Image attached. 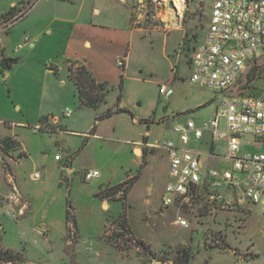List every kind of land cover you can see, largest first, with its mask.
<instances>
[{"label": "rangeland", "instance_id": "obj_1", "mask_svg": "<svg viewBox=\"0 0 264 264\" xmlns=\"http://www.w3.org/2000/svg\"><path fill=\"white\" fill-rule=\"evenodd\" d=\"M125 1L75 0L65 6L64 16L62 0H24L22 10L29 13L12 30L30 22V35L8 43V33L1 34L8 50L24 56V62L6 70L9 76L0 72V136L17 135L15 159L25 160L8 170L0 144V264H236L238 254L254 264L256 252V264H264L262 210L254 215L196 211L190 217L192 228L184 230L172 225L179 212L160 209L168 182L166 152L147 149L144 164L133 160L134 140L150 132V143L161 142L175 124L189 119L203 123L217 110L215 91L187 84L189 58L204 40L214 0H184L179 29L168 27L174 8L161 12L147 1ZM81 6L85 19L76 21ZM94 7L112 16L93 18ZM128 11H133L131 25ZM52 22L55 33L48 35ZM31 42L35 47L30 50ZM127 54L124 70L118 61ZM70 62L79 64L70 66L77 70L70 75L86 70L80 64H87L107 84L105 102L97 109L82 105L69 75ZM170 80L174 95L166 100L159 88ZM263 86L259 82L258 88ZM67 109L70 118L63 116ZM44 115L68 132L40 130ZM94 133L98 136L89 135ZM94 170L101 177L86 182L84 173ZM121 181L98 196L102 182ZM14 187L23 196L15 207L6 199ZM103 200L110 204L107 211Z\"/></svg>", "mask_w": 264, "mask_h": 264}, {"label": "built area", "instance_id": "obj_2", "mask_svg": "<svg viewBox=\"0 0 264 264\" xmlns=\"http://www.w3.org/2000/svg\"><path fill=\"white\" fill-rule=\"evenodd\" d=\"M142 1L161 12L173 2ZM17 11L0 18V37L29 13L22 7ZM168 23L176 28L180 21ZM2 56L0 41V64ZM188 65V86L215 91L219 104L206 122L177 123L170 131L175 138L145 143L147 149L164 150L169 161L160 209L179 212L175 224L184 230L192 228L190 217L196 211L254 215L260 209L264 214V86L258 88L264 82V0H214L204 40L193 50ZM118 67L125 69L126 59L119 60ZM159 90L166 100L174 95L172 81L160 84ZM71 115L70 109L63 113L65 118ZM44 125L40 130L59 129V125ZM38 177L35 173L34 179ZM99 177V171L84 173L86 182ZM236 260V264L248 263L245 254H238Z\"/></svg>", "mask_w": 264, "mask_h": 264}, {"label": "crops", "instance_id": "obj_3", "mask_svg": "<svg viewBox=\"0 0 264 264\" xmlns=\"http://www.w3.org/2000/svg\"><path fill=\"white\" fill-rule=\"evenodd\" d=\"M23 1L24 0H0V18L2 17V16H4V15H9V14H11V13H15L20 7H21V5L23 6ZM51 1H53V0H46V2H51ZM62 1H64L63 3L65 4L64 6H63V15L64 16H66L67 14L65 13V6L66 5H69V4H72V5H74L75 3H74V1L75 0H68V1H66V0H62ZM66 1V2H65ZM71 1V2H70ZM121 2H123L124 4H126L125 2V0H120ZM60 2V1H59ZM74 3V4H73ZM132 12L133 11H128V19L126 20L128 23H130V25H131V14H132ZM83 14H84V7L83 6H81V8H80V10H79V12H78V14H77V16H76V18H75V20L76 21H79L80 20V18H82V16H83ZM91 15H92V17L93 18H95V17H97V18H100V17H102V15L104 16V17H106V16H109V15H111L112 16V14L110 13V12H108V11H102L101 9H99V8H93L92 10H91ZM130 17V18H129ZM68 18V17H67ZM82 19H85V18H82ZM58 20H61V19H58ZM62 20H65V19H62ZM68 21H67V23H70L71 21H72V18L71 17H69L68 19H67ZM178 21H180V19L178 20ZM53 22H54V20H53ZM53 22L52 23H49L48 24V27L46 28V33L48 34V35H52V34H54L55 33V31L54 30H52V29H50V27L52 26V24H53ZM167 22H172V20L169 18V15H168V18H167ZM93 24V23H92ZM181 24V23H180ZM168 27H171L170 26V24L168 25ZM175 27V26H174ZM181 27V25L180 26H178V27H176V29H179ZM34 29V26H33V24L32 23H30V22H28L25 26H24V28L23 29H21V30H17V29H14V30H10L9 32H8V36L6 37V41L9 43V42H14V43H19V42H21V41H23V37L25 36V35H30L28 32L29 31H32ZM115 31H118V28H115L114 29ZM134 31H139V30H137V29H135V28H132V31L131 32H134ZM0 41H1V46H2V49H3V56H2V58L3 59H14V60H17L15 63H13L12 65H10V68H7L6 66H5V69L4 70H0V72H2V75H4L5 77L6 76H9L10 75V73L8 72V71H6V70H10V69H13V67L14 68H18V67H20L21 66V64L24 62V56H21V54H17V52H15V51H13L12 53L10 52V50H8V48H7V44L5 43V42H3V40L1 39V37H0ZM86 46H90L91 45V43L90 42H88V40H86L85 41V43H84ZM35 47V45H34V43L33 42H31L30 43V45H29V49L31 50V49H33ZM5 50H6V53H5ZM29 50V51H30ZM66 58H67V56H66ZM125 59H126V68L128 67V60H129V55L127 54L126 55V57H125ZM72 64H74L75 66H77V65H79V64H77L76 62H70L69 63V65H68V67H69V75H70V66L72 65ZM80 66H84L86 69H87V71L92 75V77L96 80V82L97 83H103V81H99L98 79H97V77L95 76V74H94V72H92L88 67H87V64H80ZM125 68V69H126ZM124 69V70H125ZM170 81H172V80H170ZM162 84V83H161ZM74 86H75V89H76V85H75V83H74ZM162 97V96H161ZM163 98V97H162ZM121 109H125L126 110V108H121ZM184 112L185 111H180V113L181 114H184ZM179 113V114H180ZM43 117H48V121L46 122V123H44V124H47V125H52V126H54V127H58V125H61V123H58L57 124V122L56 123H53V121H54V119H51L49 116H47V115H44ZM47 125H44V126H47ZM40 125H37V127H39ZM64 127V126H63ZM12 128V127H11ZM172 129V128H171ZM91 130H92V127H91ZM66 132H68L67 130L65 131H63V130H59V129H56V131H54L53 133H55V134H61V135H63V134H66ZM89 135H92V137H97L98 135L96 134V133H94V134H89ZM148 135H150V132H148L147 134H146V136H148ZM146 136H144L143 137V140H134L133 142H132V144H133V153H134V155H135V158L133 159L134 160V162L135 163H137L138 165H142V164H144V152L147 150V147L145 146V143H150L149 142V140H148V137H146ZM170 136L172 137V138H175V135H173L172 136V134H170ZM18 143V145H20V143H19V140L17 139V135H13V136H6V137H1L0 136V144H2V150H3V153L5 154V159H6V163H7V166H9V169L8 170H12L14 167H15V169L16 168H19L20 166H22L23 165V160H25V158H23L22 159V161H17L15 158H17V152H16V149L18 148V147H20V146H17L16 144ZM130 143V142H129ZM12 144H14V145H16V147H14V145L13 146H11ZM9 151H8V150ZM23 151L26 153V150H24L23 149ZM57 156V155H56ZM166 158H167V153H166ZM152 159V162H154V163H156L157 162V158H155V156L154 157H152L151 158ZM56 160V159H55ZM167 160H168V158H167ZM56 162H58V163H62L63 162V159L61 160V161H56ZM64 165H66V164H64ZM63 165V166H64ZM66 168H67V170H69V173H73V169L72 168H70V167H68V165H66ZM95 171V170H94ZM168 171H169V161H168ZM35 174V173H34ZM34 174H32V178L34 179ZM7 177L9 176V174H7L6 175ZM7 177H6V179H7ZM101 177V176H100ZM99 177V178H100ZM99 178H97V179H99ZM97 179H95V180H97ZM11 180V179H10ZM8 181V180H7ZM94 181V180H93ZM93 181H91V182H93ZM9 182V181H8ZM125 181H121L120 183H118V184H111V182H108L107 183V185H105V183H101L100 184V190H99V192H98V195H99V193H101L102 191H104V190H110V189H113V188H116V187H118V186H120L121 184H123ZM90 183V182H89ZM105 187V188H104ZM13 191L14 192H9L8 194H7V196H6V199L7 200H10V202H9V205H11V206H13V207H15L16 205L18 206V204H21L22 203V198H23V196H22V194L19 192V190L16 188V187H14L13 188ZM20 202V203H19ZM102 208H103V210H105V211H107V208L109 209L110 208V204H109V202L107 201V200H103V204H102ZM170 210H175V209H170ZM176 211V210H175ZM172 225H174V226H177L174 222L172 223ZM78 226V225H77ZM178 227V226H177ZM45 228V227H44ZM79 229V228H78ZM45 231H47V232H50V230L48 229V228H45L44 229ZM258 255H259V257H260V254H259V252H256ZM258 257V258H259ZM258 258H256L255 259V263L254 264H256V260L258 259ZM9 264H11V263H9Z\"/></svg>", "mask_w": 264, "mask_h": 264}, {"label": "trees", "instance_id": "obj_4", "mask_svg": "<svg viewBox=\"0 0 264 264\" xmlns=\"http://www.w3.org/2000/svg\"><path fill=\"white\" fill-rule=\"evenodd\" d=\"M0 67H2L3 70L5 69V65L3 63L0 64ZM76 71L71 68L70 74H74ZM77 73L75 75H70V77L76 85V94L80 98L82 105L97 109L103 102H105L106 95L109 92L107 84L97 83L87 69L85 70L82 68ZM120 111H125V109H121ZM41 121L46 123L48 121V117H42ZM98 196L101 198L103 195L100 194ZM69 208H71L70 204ZM70 214L71 212L68 209V216H70Z\"/></svg>", "mask_w": 264, "mask_h": 264}, {"label": "bare ground", "instance_id": "obj_5", "mask_svg": "<svg viewBox=\"0 0 264 264\" xmlns=\"http://www.w3.org/2000/svg\"><path fill=\"white\" fill-rule=\"evenodd\" d=\"M174 2V10H170V14H171V20H172V23L175 24V21L179 22L178 20L180 19V23L182 22L183 23V14H184V11H185V8H186V5L184 3V0H171ZM169 14V15H170ZM176 17V19H175ZM181 24L177 25L180 26ZM176 26V25H175Z\"/></svg>", "mask_w": 264, "mask_h": 264}, {"label": "water", "instance_id": "obj_6", "mask_svg": "<svg viewBox=\"0 0 264 264\" xmlns=\"http://www.w3.org/2000/svg\"><path fill=\"white\" fill-rule=\"evenodd\" d=\"M170 7H174L173 2L170 3ZM17 60L14 59H4L3 60V64L7 67L10 68V65H12L13 63H15ZM248 139H250L251 137H247Z\"/></svg>", "mask_w": 264, "mask_h": 264}]
</instances>
